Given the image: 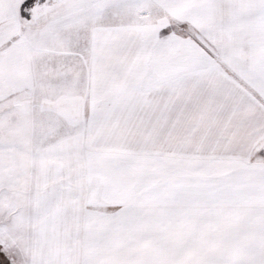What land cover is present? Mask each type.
Returning <instances> with one entry per match:
<instances>
[{
	"label": "snow or ice",
	"instance_id": "snow-or-ice-1",
	"mask_svg": "<svg viewBox=\"0 0 264 264\" xmlns=\"http://www.w3.org/2000/svg\"><path fill=\"white\" fill-rule=\"evenodd\" d=\"M0 264H264V0H0Z\"/></svg>",
	"mask_w": 264,
	"mask_h": 264
}]
</instances>
